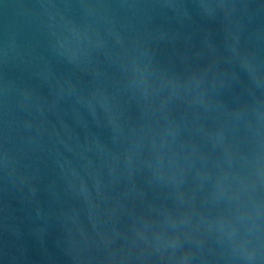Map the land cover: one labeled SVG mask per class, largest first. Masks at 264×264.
Masks as SVG:
<instances>
[{"label":"water","instance_id":"water-1","mask_svg":"<svg viewBox=\"0 0 264 264\" xmlns=\"http://www.w3.org/2000/svg\"><path fill=\"white\" fill-rule=\"evenodd\" d=\"M0 264H264V0H0Z\"/></svg>","mask_w":264,"mask_h":264}]
</instances>
